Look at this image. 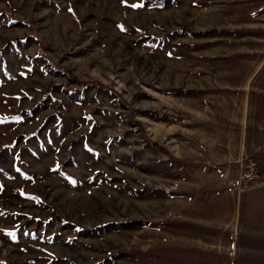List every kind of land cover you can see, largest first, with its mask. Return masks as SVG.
I'll return each instance as SVG.
<instances>
[{
  "label": "rangeland",
  "instance_id": "1",
  "mask_svg": "<svg viewBox=\"0 0 264 264\" xmlns=\"http://www.w3.org/2000/svg\"><path fill=\"white\" fill-rule=\"evenodd\" d=\"M251 162L264 0H0V264H264Z\"/></svg>",
  "mask_w": 264,
  "mask_h": 264
},
{
  "label": "built area",
  "instance_id": "2",
  "mask_svg": "<svg viewBox=\"0 0 264 264\" xmlns=\"http://www.w3.org/2000/svg\"><path fill=\"white\" fill-rule=\"evenodd\" d=\"M259 176V168L255 163L251 162L240 168L239 182H242L244 185L248 183L251 184L256 181H259V183H263L264 181Z\"/></svg>",
  "mask_w": 264,
  "mask_h": 264
},
{
  "label": "snow or ice",
  "instance_id": "3",
  "mask_svg": "<svg viewBox=\"0 0 264 264\" xmlns=\"http://www.w3.org/2000/svg\"><path fill=\"white\" fill-rule=\"evenodd\" d=\"M137 5H133V7H136Z\"/></svg>",
  "mask_w": 264,
  "mask_h": 264
}]
</instances>
